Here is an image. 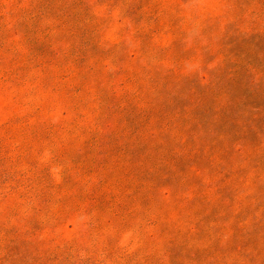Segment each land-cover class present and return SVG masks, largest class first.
<instances>
[{"label": "rangeland", "instance_id": "374dc122", "mask_svg": "<svg viewBox=\"0 0 264 264\" xmlns=\"http://www.w3.org/2000/svg\"><path fill=\"white\" fill-rule=\"evenodd\" d=\"M0 264H264V0H0Z\"/></svg>", "mask_w": 264, "mask_h": 264}]
</instances>
